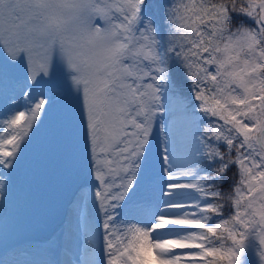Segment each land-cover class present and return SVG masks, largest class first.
Wrapping results in <instances>:
<instances>
[{"label":"snow or ice","instance_id":"6c2138e0","mask_svg":"<svg viewBox=\"0 0 264 264\" xmlns=\"http://www.w3.org/2000/svg\"><path fill=\"white\" fill-rule=\"evenodd\" d=\"M85 187L67 264H264V0H0V231Z\"/></svg>","mask_w":264,"mask_h":264},{"label":"rangeland","instance_id":"374dc122","mask_svg":"<svg viewBox=\"0 0 264 264\" xmlns=\"http://www.w3.org/2000/svg\"><path fill=\"white\" fill-rule=\"evenodd\" d=\"M172 135L177 144V150L173 155V162L180 165L184 161V153L180 149L179 144L182 140L183 125L180 118L177 116L173 120ZM166 139L163 132L160 130V124L154 125L153 144L154 148L161 153L163 152V142ZM159 160V157L157 158ZM162 163V162H161ZM83 197V198H82ZM19 193L13 190L10 193V198L3 211V215L8 217V228L6 235L0 231V261H18V264H59L54 257L63 254L62 247H58L54 241L52 233V225H59L66 220V213L64 209H68L73 200L80 198L82 201L83 213L85 215L92 213L95 215L92 208L91 193L85 187L77 191L73 197L70 190H59L52 194L55 200L51 202L55 207V216L50 218L45 224L34 225L27 223L30 213L21 212L18 207ZM66 227L71 228L73 233L76 230L70 225L65 224ZM49 240L45 237H50ZM82 230L80 238L82 240ZM65 261L63 264H67Z\"/></svg>","mask_w":264,"mask_h":264},{"label":"bare ground","instance_id":"6f19581e","mask_svg":"<svg viewBox=\"0 0 264 264\" xmlns=\"http://www.w3.org/2000/svg\"><path fill=\"white\" fill-rule=\"evenodd\" d=\"M55 199L52 198L51 202H53ZM83 207H82V201L80 198H77L75 200H73V202L71 203V209L70 211L75 215V217L72 219V223L77 225V222L79 220V218L84 215V213L82 212ZM82 230V229H81ZM83 231V230H82ZM83 238V236H82ZM65 256L68 258V260L72 259V252H69L67 249L65 251Z\"/></svg>","mask_w":264,"mask_h":264}]
</instances>
